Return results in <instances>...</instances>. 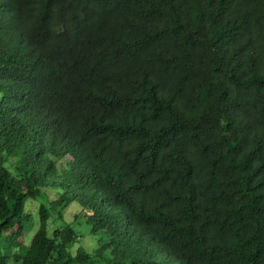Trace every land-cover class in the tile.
<instances>
[{"label":"trees","instance_id":"trees-1","mask_svg":"<svg viewBox=\"0 0 264 264\" xmlns=\"http://www.w3.org/2000/svg\"><path fill=\"white\" fill-rule=\"evenodd\" d=\"M0 264H264V0H0Z\"/></svg>","mask_w":264,"mask_h":264},{"label":"rangeland","instance_id":"rangeland-1","mask_svg":"<svg viewBox=\"0 0 264 264\" xmlns=\"http://www.w3.org/2000/svg\"><path fill=\"white\" fill-rule=\"evenodd\" d=\"M34 203H37L39 204L40 203V199L35 201V200H28L27 203H26V207H25V210L26 212H29L30 213V220L28 222V228H31V224H33V228L31 229V233H30V237L31 235L35 232V230L37 229L38 227V208H37V204H34ZM74 211V210H73ZM74 213L71 215H69L68 213V217L70 219V221H73L74 218ZM81 231V234L85 232V236L83 237V245L90 248L94 245V241H91L90 238L91 236L88 237L87 233L89 232V228L87 226H84V227H80L79 228ZM29 237V238H30ZM107 240V238L105 237L104 239H102L103 242H105Z\"/></svg>","mask_w":264,"mask_h":264}]
</instances>
